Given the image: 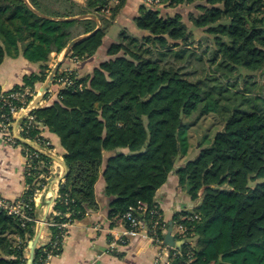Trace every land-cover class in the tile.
Returning a JSON list of instances; mask_svg holds the SVG:
<instances>
[{"label":"trees","instance_id":"1","mask_svg":"<svg viewBox=\"0 0 264 264\" xmlns=\"http://www.w3.org/2000/svg\"><path fill=\"white\" fill-rule=\"evenodd\" d=\"M126 1L119 0L107 15L110 0H85L84 5L0 0V63L6 56H23L41 65L39 73L25 75L23 84L7 93L26 87L36 93L52 70V54L60 55L72 40L98 29L68 57L85 60L96 54ZM180 6L193 9V29L180 12L166 11ZM34 10L52 18H87L57 20ZM136 25L145 35L124 32L123 41L110 47L109 58L92 73L78 78L59 71L55 80L67 76L72 83L60 88L52 104L34 108L37 126L22 133L43 144L38 129L46 127L66 151L69 172L51 220L71 223L94 207L107 153H113L104 171L114 196L110 216L116 217L139 202L149 210L156 207V193L177 160L197 150L195 159L177 167L196 209L173 219L174 227L186 228L189 241L178 247L182 254L172 257V264H264V98L253 91L264 86L254 80L257 73L264 80V0H160L158 6L140 8ZM195 29L202 31L197 41L205 46L202 51L191 48ZM167 55L177 60L175 65ZM194 62L208 68L206 78H187L184 69ZM198 111L197 120L213 113L222 128L195 143L188 132L197 121L184 118ZM40 160L41 173L49 174V156L41 154ZM26 183L21 211L34 221L0 207V264H27L26 250L37 234L34 194L46 180L32 174ZM144 219L147 226L154 222L149 213ZM50 231L53 240L62 233L56 227ZM49 249L41 247L34 264Z\"/></svg>","mask_w":264,"mask_h":264},{"label":"crops","instance_id":"2","mask_svg":"<svg viewBox=\"0 0 264 264\" xmlns=\"http://www.w3.org/2000/svg\"><path fill=\"white\" fill-rule=\"evenodd\" d=\"M74 1L81 5L85 4V0ZM143 5L144 0H127L109 26L103 44L97 53L85 60L68 57L59 71L74 72L78 78L84 77L109 58L108 50L112 45L121 43L124 32L137 37L144 36L145 32L136 25V20L140 16V8ZM61 56L62 54H52L50 66L54 67ZM40 71V64L29 62L23 56L18 58L6 56L0 63L1 90L10 91L15 86L23 84L25 75ZM43 86L44 83L36 86L35 100L38 99ZM60 88L54 83L49 96L38 99L37 107H44L55 102L58 99ZM26 116L27 108L18 113L13 127L14 133ZM38 130L41 138L51 144L52 150L43 146L40 141H35L31 145L41 154L49 156L51 171L46 174L48 175L46 183L43 184L42 191L35 198L37 234L29 241L26 250L27 262L32 253L31 242L37 236L40 235L38 250L50 240L49 228L44 226L43 222L51 220L53 215L58 214L55 210L56 200L60 186L65 182L69 172L65 163L66 151L61 145L60 138L46 127L39 126ZM123 151L127 152L126 149ZM112 155L113 153L106 154L104 167L95 186L94 207L88 208L82 218L71 222L62 238L61 251L58 256L52 258L50 264H154L159 249L144 237L135 238L124 235L127 228L126 223L120 219V216H110L114 196L109 191L104 169ZM197 155L196 150L189 157L179 158L176 166H184L188 160L195 159ZM177 167L171 172L167 182L158 189L155 202L164 220L168 223V227L169 225L173 227L172 236L179 244L182 241L175 235L176 227L173 226V219L187 210L194 211L196 203L191 200L188 190L181 184ZM26 179V161L22 149L6 143L0 131V199L10 203L19 201L27 189ZM168 227L165 235L169 232ZM113 242L116 244L113 245ZM171 247L179 249V245Z\"/></svg>","mask_w":264,"mask_h":264},{"label":"built area","instance_id":"3","mask_svg":"<svg viewBox=\"0 0 264 264\" xmlns=\"http://www.w3.org/2000/svg\"><path fill=\"white\" fill-rule=\"evenodd\" d=\"M118 2L119 0H110V4L105 11L107 15L111 14V8L118 4ZM144 5L146 7L158 6L160 5V0H144ZM71 83V80L67 76L60 77L59 79L55 80V84L60 87H65L67 85H70ZM7 92L9 91L2 90L0 92V99L4 102L3 107L0 108V131L2 133V136L6 143L22 149L26 161L27 175L34 174L38 176L39 179L46 180L48 175L41 173V167L44 164L40 160L41 152L34 149L31 145L35 141L39 142V139L26 138L22 135V133L27 131V129H29L30 127L37 126L35 117L31 114L27 115L25 117V124H19L16 132L14 133L13 131V127L16 121L15 119L18 113L30 106L36 93H32L27 87L23 91L12 93ZM28 97H31L32 100H29ZM12 99H17L18 101H20L21 105H14L11 101ZM43 146L52 150L51 144L47 141L43 142ZM28 187L29 186L26 185V188ZM41 191L42 190H39L34 194V202L36 196ZM59 197L60 196L58 194V198ZM0 207L8 210L12 214L21 215L23 219L34 221L33 219L28 218L24 213H22L21 209L24 207V204L21 199L16 203H10L3 199H0ZM147 213H149L152 220L154 218V222H151L150 226H147V221L144 219V215ZM197 217V215L194 216V218ZM120 219L127 225V228L124 231V235H129L135 238L144 237L159 249L154 264H172L171 258L182 254L180 249L171 247L170 245L165 243L164 237H160V232L165 236V232L167 230V222L164 220L163 215L161 214L157 206L149 210L146 203L139 202L136 208L131 207L128 212L120 216ZM37 222L38 221L36 220V223ZM43 225L49 228L48 233H50V240H48V242L45 243L44 246L50 245L51 249H49L46 252V255L40 260V264H50L52 258L59 255L61 251L62 238L64 237L65 230L71 225V223L48 220L44 221ZM53 227L62 230V233L57 238H55V240L52 239L50 231V229ZM175 235H177V237L181 241H183L184 245L188 244L189 240H187L185 237L186 228L183 225L179 224L176 226ZM114 244H116V242H113V245ZM183 264H191V262L188 261Z\"/></svg>","mask_w":264,"mask_h":264},{"label":"rangeland","instance_id":"4","mask_svg":"<svg viewBox=\"0 0 264 264\" xmlns=\"http://www.w3.org/2000/svg\"><path fill=\"white\" fill-rule=\"evenodd\" d=\"M164 7V6H162ZM166 9V8H165ZM164 9V10H165ZM166 11H169L170 13H175V12H180L183 16V19L185 21V23L188 25V27L193 29V24L190 22L189 20V13L191 11H193V9H191L190 7L187 6H180L177 8H173V9H166ZM130 35V34H128ZM202 35V31L199 29H195V45L191 46L192 49H195V47L197 48L198 51H202L203 47L205 48V46H200L198 45L197 41L200 40ZM123 39V38H122ZM123 41V40H122ZM121 41V42H122ZM166 58H168L171 62V64L175 65V61H177L176 59H174L173 57H169L168 55L166 56ZM179 65L181 63H178ZM185 70V73L187 74V78H190L193 81H196L198 79H204L206 78V72L208 70V68L202 64V62L200 63H195L194 64H189L188 67ZM248 73L246 72V75ZM260 74L257 73V75L254 76V80H256L259 84H263L264 80L262 79V77L259 76ZM234 78V77H233ZM232 82H234L231 79ZM253 81V80H252ZM240 86L242 89L245 88V86H243V83H240ZM197 89H199L198 87H196ZM262 90L259 89V91H256L255 88H253L254 93L260 92L261 95V100L263 101L264 98V86H262L261 88ZM198 92H201L202 89L197 90ZM261 100H259V102H261ZM200 112H196L194 115H190L189 118L185 117V121L188 122H195L197 121V123H195L190 129H189V134L190 136L193 138V140L195 141V143L197 141L200 140L201 137H204L205 135H210L212 133H214L216 130L222 128V120L215 114L211 113L208 115H201L200 118L197 120V118L199 117Z\"/></svg>","mask_w":264,"mask_h":264},{"label":"water","instance_id":"5","mask_svg":"<svg viewBox=\"0 0 264 264\" xmlns=\"http://www.w3.org/2000/svg\"><path fill=\"white\" fill-rule=\"evenodd\" d=\"M38 15L42 16V17H47V18H51V19H57V20H72V19H84V18H87L86 16H78V17H74V18H68V19H63V18H52V17H49V16H46L44 14H42L41 12L37 11V10H34ZM98 29L94 30L93 32L89 33V34H86V35H82L80 37H77L75 38L74 40H72L69 45L65 48V50L61 53L62 56H61V59L56 63V65L54 67H52V70L50 72V74L48 75L47 77V80L44 82V86L40 89V95L38 97V99L42 98L43 96H45L47 93L50 92L52 86L54 85L55 83V79H56V76L61 68V66L63 65V63L65 62V60L67 59L68 55L70 54V52L72 51L73 47L79 43V42H82L84 41L85 39H87L88 37L94 35L96 32H97ZM38 99H34L32 101V103L30 104V106L27 108V115H30L33 111L34 108L37 107V104H38ZM65 168H66V165L64 164ZM189 188V187H188ZM168 233L164 236V240H165V243L170 245V246H175V245H179L180 246H183L184 243L183 241L182 242H179L176 243L174 237L172 236V230H173V227L171 225H169L168 227ZM40 236V235H39ZM39 236H37L32 242H31V248H32V253H31V257L28 259V262L27 264H34V259H35V254L38 252V242H39Z\"/></svg>","mask_w":264,"mask_h":264}]
</instances>
